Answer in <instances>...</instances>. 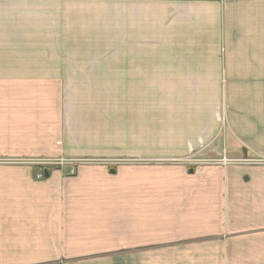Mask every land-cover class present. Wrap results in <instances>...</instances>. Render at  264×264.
<instances>
[{
    "label": "crops",
    "instance_id": "0c3cea01",
    "mask_svg": "<svg viewBox=\"0 0 264 264\" xmlns=\"http://www.w3.org/2000/svg\"><path fill=\"white\" fill-rule=\"evenodd\" d=\"M256 159L264 0H0V264H264Z\"/></svg>",
    "mask_w": 264,
    "mask_h": 264
},
{
    "label": "rangeland",
    "instance_id": "374dc122",
    "mask_svg": "<svg viewBox=\"0 0 264 264\" xmlns=\"http://www.w3.org/2000/svg\"><path fill=\"white\" fill-rule=\"evenodd\" d=\"M109 123H112V121ZM114 130H115V128H113L112 125H107L106 126L107 136H109V135L112 136V134H114ZM120 131H121L122 136L126 135L127 133H130L132 137L137 139V141L133 142V143H127V144L123 143L122 146L127 147L125 149L123 148L122 149L123 151H128L129 147H132V149L137 151V152H142V151H153L154 152V151H160L161 150V147H162L161 144L156 143V142H151V143L145 142V140L147 138H150V137L155 138L157 136H160L161 132H162V127H154V128L147 127V126L122 127ZM198 156H199L198 154H194L190 157L191 158H199ZM224 157H226V156H224ZM215 158H217V157H215ZM228 159L229 160H236V159H231V158H228ZM33 160L34 159H20V160L15 161V159H12V160H7L6 162H8V161L19 162V163L24 162V163L31 164V163H33ZM127 161H129V160H127ZM253 161H254V163L264 162V160H261V159H256ZM121 162H123V161H121ZM234 163H238V162H232V163H226V164L223 163V164L225 166H227V165H232ZM32 165H34V164H32ZM20 166H23V165H20ZM194 167H197V166H194Z\"/></svg>",
    "mask_w": 264,
    "mask_h": 264
},
{
    "label": "built area",
    "instance_id": "2783aa9c",
    "mask_svg": "<svg viewBox=\"0 0 264 264\" xmlns=\"http://www.w3.org/2000/svg\"><path fill=\"white\" fill-rule=\"evenodd\" d=\"M84 160H68L64 158H41L33 160L34 163L38 164V173L37 178L42 179L45 177V170L48 169L49 166H70L69 174L73 175L76 173L75 165L79 162H83ZM240 160H229L224 157L221 159L211 158V159H201V158H187L185 162L190 166H199L202 164H219V163H232L239 162Z\"/></svg>",
    "mask_w": 264,
    "mask_h": 264
},
{
    "label": "water",
    "instance_id": "95a60500",
    "mask_svg": "<svg viewBox=\"0 0 264 264\" xmlns=\"http://www.w3.org/2000/svg\"><path fill=\"white\" fill-rule=\"evenodd\" d=\"M191 171H193V169H192ZM49 175H50V171H49V169H46V170H45V176H46V177H49Z\"/></svg>",
    "mask_w": 264,
    "mask_h": 264
}]
</instances>
